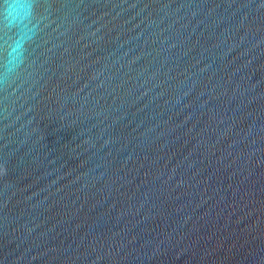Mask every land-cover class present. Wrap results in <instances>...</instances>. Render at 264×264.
I'll list each match as a JSON object with an SVG mask.
<instances>
[{
	"label": "water",
	"instance_id": "water-1",
	"mask_svg": "<svg viewBox=\"0 0 264 264\" xmlns=\"http://www.w3.org/2000/svg\"><path fill=\"white\" fill-rule=\"evenodd\" d=\"M0 264H264V0H0Z\"/></svg>",
	"mask_w": 264,
	"mask_h": 264
},
{
	"label": "clouds",
	"instance_id": "clouds-1",
	"mask_svg": "<svg viewBox=\"0 0 264 264\" xmlns=\"http://www.w3.org/2000/svg\"><path fill=\"white\" fill-rule=\"evenodd\" d=\"M22 55V46L18 44L17 41H11L7 45V60L8 67L11 70V66L13 64V58H19Z\"/></svg>",
	"mask_w": 264,
	"mask_h": 264
}]
</instances>
